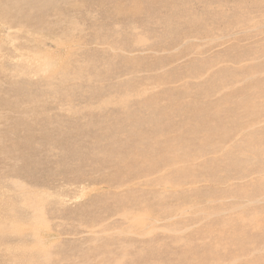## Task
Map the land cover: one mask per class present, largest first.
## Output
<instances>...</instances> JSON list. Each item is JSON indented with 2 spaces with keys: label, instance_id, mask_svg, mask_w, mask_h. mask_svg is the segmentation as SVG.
<instances>
[{
  "label": "rangeland",
  "instance_id": "1",
  "mask_svg": "<svg viewBox=\"0 0 264 264\" xmlns=\"http://www.w3.org/2000/svg\"><path fill=\"white\" fill-rule=\"evenodd\" d=\"M35 2L0 0V264H264V0Z\"/></svg>",
  "mask_w": 264,
  "mask_h": 264
},
{
  "label": "bare ground",
  "instance_id": "2",
  "mask_svg": "<svg viewBox=\"0 0 264 264\" xmlns=\"http://www.w3.org/2000/svg\"><path fill=\"white\" fill-rule=\"evenodd\" d=\"M33 1L35 2V0H33ZM35 3L38 4L37 1H36ZM35 3H34V5H36ZM129 118H132V117H129ZM129 118H125V121H124L125 123H127V125H131V124H132V123L130 124V122H126V121H128V120L131 121V120L133 119V118H132V119H129ZM126 119H127V120H126ZM133 121H134V120H132V122H133ZM142 121H143V120H142ZM142 121H141V122H142ZM144 121H146V120L144 119ZM138 122H139V120H138ZM148 122H150V121H148ZM151 122H152V121H151ZM143 123H144V122H143ZM138 124H140V123H138ZM155 126H156V125H155ZM160 126H161V125H160ZM157 128H159V127L157 126ZM159 129H160V128H159ZM129 132H130V131H129ZM159 132H160V131H159ZM143 137H144V136H143ZM143 137H142V138H143ZM138 138H139V137H138ZM140 138H141V137H140ZM142 138H141V139H142Z\"/></svg>",
  "mask_w": 264,
  "mask_h": 264
}]
</instances>
